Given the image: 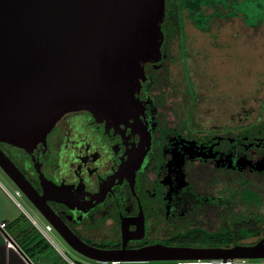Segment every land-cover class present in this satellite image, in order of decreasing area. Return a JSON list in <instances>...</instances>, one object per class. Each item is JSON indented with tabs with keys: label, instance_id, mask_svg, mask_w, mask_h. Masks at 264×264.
Instances as JSON below:
<instances>
[{
	"label": "flooded vegetation",
	"instance_id": "flooded-vegetation-1",
	"mask_svg": "<svg viewBox=\"0 0 264 264\" xmlns=\"http://www.w3.org/2000/svg\"><path fill=\"white\" fill-rule=\"evenodd\" d=\"M173 71L163 56L145 65L135 121L106 128L87 115L70 116L33 156L0 147L42 208L22 194L31 215L80 264L97 263L73 251L43 217L58 218L99 251L227 250L264 239V79L240 102L232 72L230 81L221 76L216 87L203 82L192 93ZM189 91L207 92L199 116L188 106ZM196 232L243 239L192 240Z\"/></svg>",
	"mask_w": 264,
	"mask_h": 264
},
{
	"label": "water",
	"instance_id": "water-1",
	"mask_svg": "<svg viewBox=\"0 0 264 264\" xmlns=\"http://www.w3.org/2000/svg\"><path fill=\"white\" fill-rule=\"evenodd\" d=\"M164 16L165 0H0V147L33 156L70 116L87 115L106 128L137 120L145 65L162 61ZM150 140L147 132V147ZM0 170L42 211L1 148ZM43 218L73 251L97 264L264 260V239L227 250L99 251L58 218Z\"/></svg>",
	"mask_w": 264,
	"mask_h": 264
},
{
	"label": "trees",
	"instance_id": "trees-1",
	"mask_svg": "<svg viewBox=\"0 0 264 264\" xmlns=\"http://www.w3.org/2000/svg\"><path fill=\"white\" fill-rule=\"evenodd\" d=\"M161 31V53L163 59L173 65L171 75H179L181 82L185 86L188 84L191 90L193 86L185 78L188 81H191V76L200 78L194 85L199 87L203 83L201 79L205 77L201 75V70L188 71L189 66L185 60L186 57L193 59V55L199 56L200 53V57H204L207 52L202 48L204 45L213 46L219 52L225 45L238 44L264 62V0H165ZM202 65L207 66V62H202ZM250 71L248 69L246 73ZM258 74L264 79V66L261 65ZM213 77L208 85L216 87L220 76ZM195 235L192 240L207 238L204 233L196 232ZM207 239L224 242L243 238Z\"/></svg>",
	"mask_w": 264,
	"mask_h": 264
},
{
	"label": "rangeland",
	"instance_id": "rangeland-1",
	"mask_svg": "<svg viewBox=\"0 0 264 264\" xmlns=\"http://www.w3.org/2000/svg\"><path fill=\"white\" fill-rule=\"evenodd\" d=\"M202 48L204 51H207L205 52L206 54L204 55V57L203 56L200 57L201 55L200 53L199 56L193 55L194 57L193 59L192 58L188 59V57H186V60H185L189 66L188 71H194V70L200 71L201 70L202 71L201 75L207 78V79L202 78L201 83L206 82L207 84H210L208 82H211L212 76H214L213 78L218 77V76L220 77L223 76L227 78L228 81H230L229 79L232 76V74L230 73L232 72L234 73L233 74L234 77L238 79V100H240V102L243 99V97L245 98L246 94H242L244 91L252 90L253 88L255 90V88H257V83L262 80V77L258 74V72L260 70L261 65L264 66V62H261L259 59H257V57H254V55L251 54L247 48H243L242 46H239L238 44L237 45H232V44L225 45L224 48L221 49L219 52H218V49L214 48L213 46L204 45ZM202 62H207V66H203L204 64L202 65ZM246 69L247 71L248 69H250L251 73L249 74L246 73L247 72ZM198 79L200 78L198 77L192 78L191 76V81L190 80L188 81V79L185 78V81H187L188 83L191 82V86H193L192 88L193 90H191L192 93L196 88L194 85L196 84ZM207 84H205V86ZM187 87H188V84H187ZM188 93L191 94L190 91ZM201 94H203V96H207V92L200 93L199 91L198 94L196 95L193 94L194 96H192V94L189 95V99H188V106H190L191 111L198 110V112L196 111V116H199V104H200L199 98H201ZM211 108L213 109L214 105H212ZM0 180L4 183L7 182L6 178L4 177L2 173H0ZM21 204L28 211L30 216L34 220L38 221L40 225L43 226L42 222L38 220V217H34L33 215H31V212L29 211L26 205V201L24 199L21 200ZM48 234L53 239L54 243L58 246L61 252H63L72 261L76 262L77 264H80L73 257V254L70 251L66 250L60 244L56 235L53 232H48ZM260 261L261 260H255V261L245 260L244 263H241V264H253V263H259Z\"/></svg>",
	"mask_w": 264,
	"mask_h": 264
},
{
	"label": "crops",
	"instance_id": "crops-1",
	"mask_svg": "<svg viewBox=\"0 0 264 264\" xmlns=\"http://www.w3.org/2000/svg\"><path fill=\"white\" fill-rule=\"evenodd\" d=\"M0 222H6L11 245L0 235V264H70L72 261L30 214L19 209L0 187ZM74 264L76 262L72 261ZM264 264V260L259 263Z\"/></svg>",
	"mask_w": 264,
	"mask_h": 264
},
{
	"label": "built area",
	"instance_id": "built-area-1",
	"mask_svg": "<svg viewBox=\"0 0 264 264\" xmlns=\"http://www.w3.org/2000/svg\"><path fill=\"white\" fill-rule=\"evenodd\" d=\"M0 173H2L1 170H0ZM4 177L6 178L7 182L4 183V182H2L0 180V187L14 201L16 206L19 209H21L24 212H26L28 214V216H29L28 211L21 204V200L23 199L22 193L18 189H16L15 187L13 188L10 185L7 177L5 175H4ZM6 184L9 185V186H7ZM26 205H27V203H26ZM27 207H28V205H27ZM6 227H7V223L6 222H0V235L4 238V240L8 243V245H11V243H10L11 239H10L8 233L6 232ZM42 227H43V229H45V231L47 233L50 232L49 228H47L46 226L43 225ZM244 261L245 260H235V259L234 260H231V259H226V260H222V259H208V260L176 261V262H150V264H158V263L159 264H241V263H244ZM69 263L70 264H74L72 261H69Z\"/></svg>",
	"mask_w": 264,
	"mask_h": 264
}]
</instances>
